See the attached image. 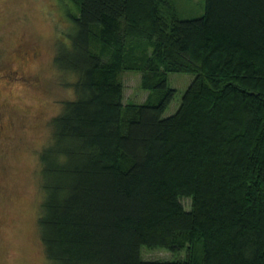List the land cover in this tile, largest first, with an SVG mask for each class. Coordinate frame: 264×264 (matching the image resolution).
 <instances>
[{
  "label": "trees",
  "instance_id": "1",
  "mask_svg": "<svg viewBox=\"0 0 264 264\" xmlns=\"http://www.w3.org/2000/svg\"><path fill=\"white\" fill-rule=\"evenodd\" d=\"M72 1L56 66L75 96L39 153L49 264H264V0H204L194 17L177 0ZM130 70L142 102L124 101ZM174 71L195 78L164 117Z\"/></svg>",
  "mask_w": 264,
  "mask_h": 264
},
{
  "label": "rangeland",
  "instance_id": "2",
  "mask_svg": "<svg viewBox=\"0 0 264 264\" xmlns=\"http://www.w3.org/2000/svg\"><path fill=\"white\" fill-rule=\"evenodd\" d=\"M181 17L204 12V0H177ZM79 14L72 0H0V264H49L39 234L43 199L40 156L52 138L50 120L63 102L74 98L69 82L75 75L56 66L62 45L70 46L73 22ZM142 74H124V101H144L148 90ZM195 78L191 72H170L175 98L164 117L179 108ZM190 208V199L183 198ZM146 259H179L166 248L141 249Z\"/></svg>",
  "mask_w": 264,
  "mask_h": 264
},
{
  "label": "flooded vegetation",
  "instance_id": "3",
  "mask_svg": "<svg viewBox=\"0 0 264 264\" xmlns=\"http://www.w3.org/2000/svg\"><path fill=\"white\" fill-rule=\"evenodd\" d=\"M0 129H2V125H1V123H0Z\"/></svg>",
  "mask_w": 264,
  "mask_h": 264
}]
</instances>
